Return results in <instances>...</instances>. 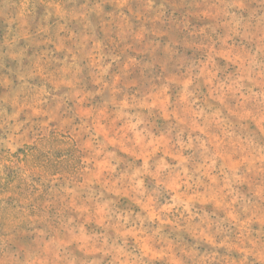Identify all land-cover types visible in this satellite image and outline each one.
Returning <instances> with one entry per match:
<instances>
[{"label":"rangeland","instance_id":"1","mask_svg":"<svg viewBox=\"0 0 264 264\" xmlns=\"http://www.w3.org/2000/svg\"><path fill=\"white\" fill-rule=\"evenodd\" d=\"M0 264H264V0H0Z\"/></svg>","mask_w":264,"mask_h":264}]
</instances>
